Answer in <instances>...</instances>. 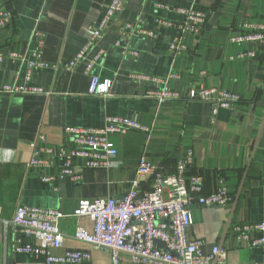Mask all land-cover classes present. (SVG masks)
Returning <instances> with one entry per match:
<instances>
[{"label":"crops","instance_id":"crops-1","mask_svg":"<svg viewBox=\"0 0 264 264\" xmlns=\"http://www.w3.org/2000/svg\"><path fill=\"white\" fill-rule=\"evenodd\" d=\"M110 0H0L1 10H11V23L0 29V90L5 85L39 87L45 93L8 95L0 93V264H33L41 260L15 252L17 242L36 244L4 221L12 220L18 205L57 210L71 215L81 200L119 198L135 176L139 159L145 155L152 164L170 173L187 150L194 153L189 174L203 177V194L215 191L216 178L225 179L233 200L225 206L191 210L188 241L201 240V251L214 246L227 252V264H261L264 250L237 240L232 228L238 224L264 222V43L234 44L229 38L240 26L264 19V0H128L124 11L94 47L103 51L94 73L112 86L105 97L88 96L90 76L80 64L72 71L65 64L84 44V31L96 25ZM193 8L206 15L199 34H186V50L169 53L176 37L173 29L163 28L154 17L180 21L181 17L154 4ZM138 17L156 37L119 34L120 27ZM137 52L134 57L128 52ZM37 52L41 60L54 66L34 69L27 79V67L9 54L28 56ZM243 52L253 58L239 59ZM131 74L166 78L170 87L185 97L190 88H218L240 96L241 101L218 111L211 122V105L177 101L158 103L146 97L149 86L130 79ZM135 119L151 128L149 135L130 131L112 134L109 141L117 150L116 168L85 169L77 161L82 180H41L57 174L61 161L52 156L46 169L29 167L30 144L43 134L45 146L55 151L69 144L68 127L101 128L107 117ZM40 159L48 155L38 153ZM149 188L142 182V189ZM90 228L86 218H64L60 227L67 234L72 226ZM5 228V229H4ZM256 236H259L257 234ZM64 251L90 254L80 264H111L106 249L94 248L64 238ZM120 264H132L124 255Z\"/></svg>","mask_w":264,"mask_h":264},{"label":"built area","instance_id":"built-area-1","mask_svg":"<svg viewBox=\"0 0 264 264\" xmlns=\"http://www.w3.org/2000/svg\"><path fill=\"white\" fill-rule=\"evenodd\" d=\"M128 0H110L105 7L100 21L88 26L84 31V44L73 58L65 64V70L72 71L84 64V71L90 76L87 95L105 97L110 94L112 83L102 80L94 73L97 64L103 58V51L92 54L94 47L103 38L111 25L124 11ZM157 10H163L181 17L180 21L154 17V22L177 32L169 45V53L179 55L186 50L183 38L186 34L197 35L204 27L206 15L193 8L170 7L154 4ZM13 19L11 10L0 9V29L7 27ZM124 38L146 36L155 38L153 32L144 27V20L138 17L132 23H125L119 29ZM230 43L250 44L264 43V19L257 24L240 26L235 35L229 38ZM136 57L137 52H128ZM253 52H243L237 57L253 58ZM10 59H17L27 67V79L31 78L34 69L54 68L41 60L37 52L28 54H9ZM1 61V58H0ZM174 75L166 78L147 74H131L130 79L139 84L149 86L146 97L158 103L185 99L188 102H204L211 105V122L221 109H229L241 101L240 96L218 88H190L185 97L173 90L169 81ZM0 93L8 95L43 94L39 87L5 85ZM65 134L70 137L69 144L59 146L55 151L45 146V136L37 134L30 144L31 158L29 167L46 169L50 166L52 156L60 161L57 174L42 175L46 183L69 179L75 184L82 180L78 173L77 161L82 168L97 170L116 168L117 150L109 141L112 134H125L130 131L147 135L151 128L135 119L127 117H107L101 128L68 127ZM48 155V159H40L38 153ZM194 153L187 150L176 160L172 171L165 173L162 167L152 165L142 155L135 170V176L129 183L127 191L119 198H95L81 200L71 215L60 211L18 205L10 222L4 221L5 228L12 226L25 238H34L36 244L17 242L15 252L41 258L33 264H80L90 260V254L80 251H64L56 255L55 251L63 247L64 238L86 243L94 248L106 249L111 256V264H120L124 255L132 264H227L225 249L214 246L208 254H203L201 240L188 241L186 232L192 225L191 210L193 206L215 207L225 206L233 200L228 192L225 179L216 178V188L212 194H203V177L189 174L193 164ZM142 182L149 188L142 189ZM86 218L90 228L72 226L67 234L60 227L64 218ZM4 228V229H5ZM232 234L239 241L247 242L251 247L264 250V222L238 224L232 228ZM259 234V236H256ZM261 264H264L261 263Z\"/></svg>","mask_w":264,"mask_h":264},{"label":"trees","instance_id":"trees-1","mask_svg":"<svg viewBox=\"0 0 264 264\" xmlns=\"http://www.w3.org/2000/svg\"><path fill=\"white\" fill-rule=\"evenodd\" d=\"M171 20V19H170Z\"/></svg>","mask_w":264,"mask_h":264}]
</instances>
